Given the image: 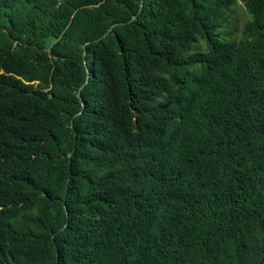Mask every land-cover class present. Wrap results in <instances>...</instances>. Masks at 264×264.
I'll return each instance as SVG.
<instances>
[{
  "label": "trees",
  "instance_id": "16d2710c",
  "mask_svg": "<svg viewBox=\"0 0 264 264\" xmlns=\"http://www.w3.org/2000/svg\"><path fill=\"white\" fill-rule=\"evenodd\" d=\"M0 264H264V0H0Z\"/></svg>",
  "mask_w": 264,
  "mask_h": 264
},
{
  "label": "rangeland",
  "instance_id": "374dc122",
  "mask_svg": "<svg viewBox=\"0 0 264 264\" xmlns=\"http://www.w3.org/2000/svg\"><path fill=\"white\" fill-rule=\"evenodd\" d=\"M236 15H237V28L238 31L241 28V25L248 20V16L245 15V11L243 9V7H238L236 10ZM222 36H230L232 34V28L230 26L225 25L223 27V30L220 31ZM239 34V32H238ZM238 34H236V37L238 38Z\"/></svg>",
  "mask_w": 264,
  "mask_h": 264
},
{
  "label": "water",
  "instance_id": "95a60500",
  "mask_svg": "<svg viewBox=\"0 0 264 264\" xmlns=\"http://www.w3.org/2000/svg\"><path fill=\"white\" fill-rule=\"evenodd\" d=\"M142 5V4H141ZM135 18V16L133 17V19ZM118 24H123L122 22L121 23H116V24H114L113 26H115V25H118ZM113 26H111L110 28H109V30L107 31V33L112 29V27ZM85 66H86V73H87V76H86V81H85V83L82 85V87L85 85V84H87L88 82H89V79H90V73H89V70H88V67H87V64L85 63ZM81 87V88H82ZM78 97H79V99H80V101L82 102V105L84 104L83 103V99H82V97H81V94H80V91H78ZM79 114V113H78ZM71 125L73 126V119L71 120Z\"/></svg>",
  "mask_w": 264,
  "mask_h": 264
}]
</instances>
